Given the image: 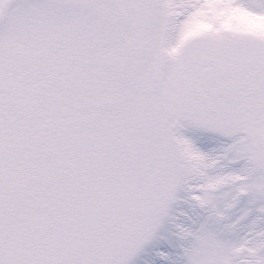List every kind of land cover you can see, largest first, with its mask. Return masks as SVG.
<instances>
[{"label":"snow or ice","instance_id":"1","mask_svg":"<svg viewBox=\"0 0 264 264\" xmlns=\"http://www.w3.org/2000/svg\"><path fill=\"white\" fill-rule=\"evenodd\" d=\"M0 264H264V0H0Z\"/></svg>","mask_w":264,"mask_h":264}]
</instances>
